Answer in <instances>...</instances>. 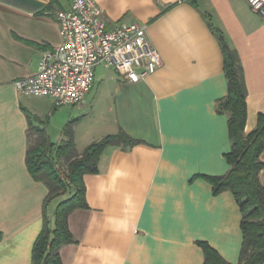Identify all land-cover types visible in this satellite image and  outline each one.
Returning a JSON list of instances; mask_svg holds the SVG:
<instances>
[{
	"label": "crops",
	"instance_id": "0c3cea01",
	"mask_svg": "<svg viewBox=\"0 0 264 264\" xmlns=\"http://www.w3.org/2000/svg\"><path fill=\"white\" fill-rule=\"evenodd\" d=\"M95 1L109 24L144 23L161 64L136 83L114 71L96 91L109 119L91 142L120 130L141 142L108 147L100 171L85 175L89 206L70 215L74 241L60 248L63 264H202L199 241L237 263L239 203L229 190L214 194L206 178L229 171L232 147L228 114L217 110L228 82L209 15L244 67L246 133L264 116V19L248 0ZM70 2L0 0V264H32L44 223L48 188L27 166L30 129L43 127L59 142L72 121L79 146L85 105L55 107L48 97L21 94L15 84L62 43L56 12ZM261 159L264 164V152ZM260 180L264 185V166Z\"/></svg>",
	"mask_w": 264,
	"mask_h": 264
},
{
	"label": "trees",
	"instance_id": "16d2710c",
	"mask_svg": "<svg viewBox=\"0 0 264 264\" xmlns=\"http://www.w3.org/2000/svg\"><path fill=\"white\" fill-rule=\"evenodd\" d=\"M209 25L224 53L228 93L218 100L217 110L228 114L232 147L226 153L231 165L229 171L223 175H207L206 178L212 184L214 194L229 190L235 196L242 212L243 242L239 261L232 263L209 242L199 241L205 255L202 264H263L264 185L260 172L264 166L261 159L264 152V116L260 115L257 126L250 133L245 132L248 90L239 52L230 45L223 30L213 24L210 15ZM140 142L120 130L91 142L79 151L72 121L66 124L64 137L59 142H53L43 127L33 126L30 129L27 166L32 176L48 188L43 202L44 223L33 246L32 264H63L60 248L74 241L70 215L78 208L89 206L85 175L100 171V159L108 147L129 149ZM65 194L66 198L59 201L51 212V202Z\"/></svg>",
	"mask_w": 264,
	"mask_h": 264
},
{
	"label": "built area",
	"instance_id": "2783aa9c",
	"mask_svg": "<svg viewBox=\"0 0 264 264\" xmlns=\"http://www.w3.org/2000/svg\"><path fill=\"white\" fill-rule=\"evenodd\" d=\"M264 19V0H248ZM62 43L43 53L38 70L16 80L21 94L48 97L55 107H83L100 65L129 82L156 71L161 57L141 22L109 24L95 0H71L56 12Z\"/></svg>",
	"mask_w": 264,
	"mask_h": 264
},
{
	"label": "rangeland",
	"instance_id": "374dc122",
	"mask_svg": "<svg viewBox=\"0 0 264 264\" xmlns=\"http://www.w3.org/2000/svg\"><path fill=\"white\" fill-rule=\"evenodd\" d=\"M114 71L116 70L114 69L109 70L104 65L98 66L96 84L93 90L91 91V93L88 95L87 97L88 100L86 99L85 108H84L85 110L82 111V116L86 117V119L84 120L78 132L79 146L77 147V149L79 151H82L88 145L87 143L91 142V140L94 137L100 136L104 134L106 131L104 129V123L106 124V121H108L109 119L108 118L109 116H107L108 111H106L107 108L105 107L107 102L104 100V97L102 96L97 99L94 98V96L96 94L97 89L100 88V86L103 87L106 85V82H105L106 76L109 74L115 73ZM98 124L102 126V128L99 130L96 127ZM90 130L92 132H90ZM64 168H65V165H63L62 170H64ZM67 194L60 196L58 199H56L58 200L56 202H59L63 200L64 198H66Z\"/></svg>",
	"mask_w": 264,
	"mask_h": 264
}]
</instances>
